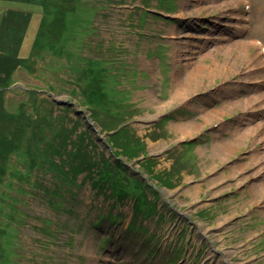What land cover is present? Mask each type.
Listing matches in <instances>:
<instances>
[{"label": "rangeland", "instance_id": "1", "mask_svg": "<svg viewBox=\"0 0 264 264\" xmlns=\"http://www.w3.org/2000/svg\"><path fill=\"white\" fill-rule=\"evenodd\" d=\"M260 17L264 0H0V264H264Z\"/></svg>", "mask_w": 264, "mask_h": 264}, {"label": "trees", "instance_id": "2", "mask_svg": "<svg viewBox=\"0 0 264 264\" xmlns=\"http://www.w3.org/2000/svg\"><path fill=\"white\" fill-rule=\"evenodd\" d=\"M4 132L2 134L3 138L8 140V138H6L4 136ZM69 176L70 175H74L76 176L79 173H82L78 167L75 165L74 167H72L71 169H69ZM88 179L91 180L92 185L94 189L99 190L101 192L102 195H104L106 198H113L115 199V201H119L121 199L120 195L115 191V185L111 182V176L109 174H103V173H97L96 175L94 174H87ZM69 181L65 182L64 185L62 186H57L55 188V190L50 192V195L52 196V199L57 197V196H61L64 195L65 193H68L69 195H73L72 190L70 189V185H68L66 188V185ZM106 191L108 192V195H105ZM49 195V192L47 190V196ZM129 194H126L124 196H127ZM118 204V203H116ZM10 210V209H9ZM134 213V210H133ZM129 228V225L127 226V229Z\"/></svg>", "mask_w": 264, "mask_h": 264}, {"label": "bare ground", "instance_id": "3", "mask_svg": "<svg viewBox=\"0 0 264 264\" xmlns=\"http://www.w3.org/2000/svg\"><path fill=\"white\" fill-rule=\"evenodd\" d=\"M48 12H49V10H48ZM259 20H262L261 22H260V24H259V28L261 29V34H262V44L264 45V18L263 17H260L259 19H258V23H259ZM219 21V20H218ZM222 22H225V21H222ZM257 28H258V25L256 26V30H257ZM245 44H241L240 46L243 48V46H244ZM246 46L247 47H250V46H248L247 44H246ZM252 48L254 49V53L253 54H258L260 51H261V54H262V58L264 59V46H260L259 47V49H260V51H259V49H257L255 46H252ZM203 62L199 65V69H201V68H203V64L205 63V60H202ZM257 65H263L264 66V60H261V61H257ZM196 69H197V67H196ZM263 73H264V71H263ZM190 81H191V79L189 78L188 80H186V82H185V84L187 85V84H189L190 83ZM81 84V83H80ZM252 95V94H251ZM251 95H250V97L249 98H246V103L248 104V105H250V107L253 109V111H255L256 109H259V111H263V106H264V99H261V100H259L258 102H257V97H255V96H252L251 97ZM248 99V100H247ZM122 103V102H121ZM16 114H18V111H16L15 112ZM5 130H6V132H5V134H4V136L6 137V138H8V136H9V138H11V134H10V132L5 128ZM176 130H178V131H180V130H183V129H181L180 127H177V129ZM254 130V127L252 128V131ZM254 133V135H256V130L253 132ZM8 135V136H7ZM228 146H224V147H222V150H224L225 148H227ZM255 153V152H254ZM254 153H252V154H254ZM251 154V155H252ZM257 155H259L260 156V159L261 160H264V152H262V153H257ZM255 157V156H254ZM170 170H172V169H169L168 171H170ZM173 171V170H172ZM175 172V171H174ZM176 173V172H175ZM177 174H179V172L177 171ZM257 174H259V173H257ZM179 175H181V174H179ZM263 175V174H262ZM264 177V176H263ZM255 190H257L258 188H254ZM261 192H263V188L262 189H260L259 191H258V193H261ZM103 198L105 199L106 197L105 196H103ZM107 199H109V198H107ZM113 200V199H112ZM114 203H116L114 200H113V204ZM98 226H99V222H98ZM173 251V250H172Z\"/></svg>", "mask_w": 264, "mask_h": 264}]
</instances>
